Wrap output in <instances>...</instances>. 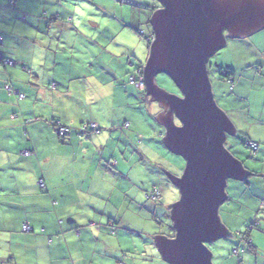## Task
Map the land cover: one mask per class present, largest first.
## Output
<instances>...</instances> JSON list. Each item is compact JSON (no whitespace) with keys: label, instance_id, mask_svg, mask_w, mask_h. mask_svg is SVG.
<instances>
[{"label":"crops","instance_id":"1","mask_svg":"<svg viewBox=\"0 0 264 264\" xmlns=\"http://www.w3.org/2000/svg\"><path fill=\"white\" fill-rule=\"evenodd\" d=\"M11 1L0 0V35L3 38L0 52L16 61L14 66H0V264H110L125 249L119 235L111 233L106 218L96 216L99 203H105V212H115L116 216H120L124 210L121 211L124 197L130 200L128 182L132 180L131 168L136 166V171L144 170L143 164L154 166L161 157L168 163L163 167L156 164L160 166L158 173H165L179 188L167 171L176 177L182 176L177 172L183 156L165 143L166 124L156 118L165 107L160 105L158 98L151 99L152 94L147 93L146 86H130V64L143 70L146 66V63L135 65L130 59V51H115L111 45H90L91 49L82 47L76 51L72 47L67 52L68 61H62L58 56L51 57V63H48L47 55L54 52L52 45H37L33 42L39 37L36 31L46 27L50 30L58 27L57 32L61 31L63 35L68 32L82 33V38L93 41L83 32L98 28L105 22L99 20L97 14H77L75 7L71 6L66 9L69 13L62 16L65 19L71 16L72 23L64 19L55 24L54 15L48 23V13L42 17L32 15L31 18L24 14L26 18H21L24 16V4L29 1L15 0L14 4ZM19 18L25 20L28 26H21ZM18 27L22 33L17 32ZM227 33L228 30L224 29L225 43L221 48L228 46L234 38L239 49L236 60L232 58L224 61V66L236 69L234 88L225 96L218 73L216 79L208 70L209 78L215 101L235 127V134L244 133L246 141L260 143L256 152L251 151L254 157L249 165L236 156L244 169L251 173L242 179H235L239 181L238 185L250 189L251 198L259 202L264 196V25L243 36H228ZM112 35V32L107 33L105 38ZM37 58L41 59V63H35ZM135 58L138 57L135 55ZM19 64H24L23 68ZM24 82L27 85L24 100H18L17 95L9 94L5 89L6 84H11L23 91ZM53 82L56 83V89L50 87ZM28 86L34 92L30 93ZM129 94L137 110L135 122L139 124L146 109L154 117V126L149 133L153 134V143H158V157L148 158L149 163L144 162V151L138 150L137 158L128 155L131 140L123 133L125 127H120L125 122L123 118H128L127 113L120 115L116 108L108 111L105 107L113 96L117 97L119 105L128 107L130 103L124 98ZM149 99L150 103L147 101ZM35 104H43L44 108L39 110ZM157 109L160 111L156 112ZM27 119L34 121L26 123ZM174 120L177 125H181L179 119L175 117ZM90 121L97 122L99 129L91 131L87 139L80 138L75 127ZM56 122L72 127L65 140L55 135L53 128ZM131 125L129 121V128ZM113 131H116L117 136ZM111 139L116 140L115 149L110 145ZM160 143L166 148L163 152ZM108 148L112 150L110 153H106ZM18 150H22L20 154ZM25 150L31 151V155H24ZM153 150L156 153L155 148ZM166 151L180 158L173 156L175 159H172L165 155L168 153ZM119 153L122 158L117 157ZM256 161L261 165L258 166ZM75 163L78 168H75ZM94 164L100 167V176L92 173ZM40 178L45 181L43 189L38 185ZM134 178L135 191H145L155 181L139 174L134 175ZM108 190L110 196L117 193L114 203L110 199L104 200V193ZM245 193L242 191L239 198L235 196V200L240 202ZM135 196H131V202L141 208L144 202L137 199L139 195ZM245 207L247 205L242 203L240 210ZM252 217L247 215L243 226ZM59 219L64 220L62 227ZM26 220L35 230L44 226L46 232L51 234L62 229L64 236L49 242L46 235L36 231L26 234L20 229ZM221 222L229 231L224 236L231 235L233 227L223 217ZM77 229L79 233H76ZM162 236L174 238L172 233H160L153 238L152 248L155 253L158 249L159 257L162 256Z\"/></svg>","mask_w":264,"mask_h":264},{"label":"water","instance_id":"2","mask_svg":"<svg viewBox=\"0 0 264 264\" xmlns=\"http://www.w3.org/2000/svg\"><path fill=\"white\" fill-rule=\"evenodd\" d=\"M160 1L166 7L151 18L156 38L144 81L147 93L148 87L159 88L167 111L156 116L166 124L163 140L186 161L180 177L165 169L181 195L169 204L177 233L171 239L162 236L161 254L171 264H213L206 242L229 233L219 215L228 198V179H242L251 172L226 148L235 127L215 101L207 63L224 45V29L228 36H243L264 25V0ZM159 73L170 75L181 94L160 87ZM167 99L172 101L166 103Z\"/></svg>","mask_w":264,"mask_h":264},{"label":"rangeland","instance_id":"3","mask_svg":"<svg viewBox=\"0 0 264 264\" xmlns=\"http://www.w3.org/2000/svg\"><path fill=\"white\" fill-rule=\"evenodd\" d=\"M27 1H29L30 3L27 2L24 4L25 10L22 11V14H28V18H31L32 15L42 17L48 13V16L46 17L48 23L54 15V23L59 24L57 22H61V20L65 19V16L63 17L62 15L69 13L66 11V9H69L71 6L75 7V9L77 10V14L85 16H95V14H97V18L99 20H105V22L101 26H98V28L84 30L83 33H86V35H88V37H90V39L93 41H88L85 38H82L84 36V34L82 33L78 34L68 32L66 35H63L61 31L57 32L59 30L58 27H54V29L51 30L47 27L37 30L36 34L39 33V37L33 39L34 44H51L54 49H52L54 52L47 55L49 56L48 58L46 57L48 63H51V57L57 58L58 56L61 57L62 61H68L69 55L67 54V52L71 51L72 47H75L74 49L76 51L81 49L82 47L91 49L90 45H92L93 47L97 45H111L112 49H115V51H130L129 55L132 62H134L135 65L140 64L142 66L146 63L148 58L149 39L147 36L154 37L153 40H155L156 38L155 31L150 30V25L147 23V20L151 17V15H153V13H155V11L159 8V5L161 4L157 0ZM21 18H19L20 25L28 26L27 22L23 20L24 18ZM67 20V23H72L71 16H69ZM17 32L22 33L20 27H18ZM110 32H112L113 35L109 36V38H105L107 36V33L110 34ZM142 32H144V34ZM62 36L64 37L62 38ZM236 42L237 40L232 38L230 44L228 45L227 43L228 46L219 48V50L208 59L207 66L208 70L212 74V77L216 76V79H218L216 73H218L224 66L225 60L232 58L234 60L237 59L236 54H238L239 49L236 47ZM135 55L138 58H135ZM36 57L37 56H35V58ZM42 57L43 56H41V59ZM11 59L14 60L13 58ZM41 59L37 58L35 63H41ZM0 66L4 67L3 64H0ZM7 66H9V64H6L5 67ZM23 66L24 64H19L20 68H23ZM130 67H133V65L130 64ZM156 81L160 87L167 89L172 93L175 92L177 94H181L180 88L170 75L166 73H159L156 76ZM221 81L223 82L221 85V90L223 91V95L226 96V93L229 91L230 87L226 81ZM26 88L27 85L24 82L22 91L24 94L26 92ZM28 88L30 93L34 92L30 86H28ZM129 95L130 96L124 98L125 101L130 103L128 107L124 105H119L116 96H113L110 101L106 102L105 107L108 111L114 110V108H116L120 115L127 113L128 118L124 117L123 120L127 121L129 119L130 123H132L131 128H129V126L125 127V131L123 132L124 135L126 134V136H129L131 140L128 155L133 158H137L138 150L144 151L146 155V158H144V162L149 163L148 158L154 159L158 151V143L157 141H154V143L156 144L154 145L153 134L151 135L149 133L152 126H154V119L150 118L151 121H149L150 123L148 124L147 116L144 114L141 120L138 121L139 124L135 122V114L137 110L134 108V100L133 97H131L132 95ZM134 97L136 96L134 95ZM35 106H37L39 110L44 108L43 104H35ZM159 111L160 110L158 109L156 110V112ZM124 124L125 122H123L122 126H120L121 129H123ZM113 133L117 136L116 131H113ZM228 138L229 139L227 140L226 145L228 151L231 152L234 156L241 157L249 165L250 160L253 159L254 155L251 154L250 148L246 146V135L244 133L239 132L237 134L234 133L232 135H228ZM107 139L109 140L110 136H108ZM111 140L112 141H110V145H112V149H115L116 140ZM230 141H232L233 143ZM161 145L162 144L160 143V147L163 152L164 150H166V148ZM154 148L156 153H154ZM21 151L22 150H18V153L20 154ZM111 151L112 150L108 148L106 153H110ZM165 155L171 157L172 159L178 157L170 152L166 153ZM107 157L108 156H106V158ZM117 157L122 158L120 153ZM180 160L181 164L177 172L178 175L183 174L186 165V161L183 157H181ZM76 163L79 164L78 161H76ZM76 163L75 168H78V165ZM83 163L84 161L82 162V165ZM167 163L168 161L164 157H161L158 158V161L155 162L154 166L143 164L142 168L144 170L136 171V166H133L132 168L131 166H129L128 170L130 171L131 168L132 180L128 182V195H130V197L132 196L135 198V195H139V198L137 199L141 201L145 200V205L141 208L135 207L131 202V198L129 200L131 203L129 208L124 209V207H122L121 211L123 209L124 210L122 211L120 216H116L115 212L104 211L103 206H106L105 203H99L100 205L98 208V212H96V216L98 218L105 217L106 220H108L111 217H117V219L120 220V228L118 229V235L120 237V243L124 245L125 251L121 252L118 258L115 257L114 259H112L110 264H162L161 260H163V258L161 256V258L159 257L158 249L156 248L155 253L152 248V236L158 235L160 233H166L168 226H172L173 222L167 214L171 206L169 204L175 203L181 195L179 188L176 187L168 179L165 173H158V167L160 166H157L156 164H161V166L163 167ZM256 163L258 166L261 165V163L258 161H256ZM99 168L100 167L94 164L92 168V173L100 176ZM137 174L145 176L147 180H149V178L155 179L153 183L156 182L159 185L160 189L163 192V195L166 197L164 204L161 203L162 198L158 199L157 201L148 200L147 195L150 189L148 187L145 191H135L134 183L136 179L134 178V175ZM153 183H151V185ZM238 183L239 181H236L235 179H228V184L226 187L228 199L224 203H222L219 208V215L221 216V218L223 217V219L227 221L229 225L233 227L234 230H232V234L229 236H220L213 241L207 242L209 250L212 253L211 261L213 264H239L240 260H242L240 264H264V206L261 205L262 201L257 202L256 199L251 198L250 189L238 185ZM242 191L246 192L245 196L241 199L240 202H238L237 200H235V196L239 198ZM104 195V200L110 199L113 203L116 201L117 193H112L110 196L108 190L104 193ZM124 201L127 202V200ZM253 201L256 203L257 208ZM242 203L247 205V208L245 207L244 210H240V206ZM117 207L119 208L120 205ZM154 207L157 208L156 211L154 210ZM247 215H253V217L255 218H260L259 222L261 224L258 227L256 226V224L254 227L251 228L250 232V237L252 239L253 244L257 247V250L251 251L249 248V243L245 241L243 242V244L246 245V249L241 253V256H238L233 254L232 251L234 248L239 247V245L240 249H242L243 244L239 242V239L235 236V233L246 232L247 230H249L250 222L252 220L249 221L245 226H243L242 224L243 221L246 219ZM171 231L173 232L174 230L171 228ZM126 243H128V246H125ZM163 264H167V262L163 260Z\"/></svg>","mask_w":264,"mask_h":264},{"label":"trees","instance_id":"4","mask_svg":"<svg viewBox=\"0 0 264 264\" xmlns=\"http://www.w3.org/2000/svg\"><path fill=\"white\" fill-rule=\"evenodd\" d=\"M15 3V0H12L11 1V4H14ZM23 18L25 19L26 18V15L25 16H23ZM151 18H152V15H151V17L147 20V23L150 25V30L152 31L153 30V27H152V25H151ZM66 20V22H68V20L67 19H65ZM143 34H144V32H142ZM148 37V39H149V52H148V57H149V53H150V49H151V42H152V40H153V37H150V36H147ZM3 42V38H2V35H0V43H2ZM0 55H1V57H2V61L4 62V60L5 59H9V60H12L11 58H8V57H6L2 52H0ZM228 60V59H227ZM13 62H15L14 60H12ZM0 64H2V63H0ZM4 66H6L5 64H3ZM9 66H10V64H9ZM142 67H132L131 68V71H129V78H128V82H129V84L130 85H134V84H132L131 82H130V77L131 76H135L136 77V79L138 80L139 79V77L141 76V71H142ZM236 72V69L234 68V67H232V66H223L222 68H221V70L218 72V75H219V78L221 79V80H223V81H226L228 84H229V92H232V90H233V88H234V83H235V77H234V73ZM10 86H11V88H10ZM134 86H136V85H134ZM8 87V88H7ZM50 87L51 88H53V89H56V83L55 82H53L51 85H50ZM10 88V89H9ZM5 89H6V91H8V93L9 94H15L16 95V93H15V91H18L19 93H17V99L18 100H22V99H25V98H20V94L21 93H23L21 90H18V89H16V88H14L11 84H6L5 85ZM13 90V91H12ZM147 111L145 112V115L147 116V119H148V124L150 123L149 121H151V119L150 118H152V119H154V117H153V114L151 113H149V111H148V109H146ZM144 113V112H143ZM16 115V114H15ZM143 116V115H142ZM150 116V117H149ZM32 121H34L33 119H27L26 120V123H31ZM92 123H95V124H97V122H92V121H90V122H82L81 124H79L78 126H76L75 127V129H76V131H77V135L80 137V138H85V139H87L88 138V136H89V133L91 132V131H94V130H96V129H99V125L97 124V128H95V129H93L92 127H91V124ZM87 125V126H85V128L83 129V126L84 125ZM129 126V121H125V124L123 125V127H128ZM61 127H67V128H69V130H68V132H67V134H65V135H61L60 133H59V129L61 128ZM71 129H72V127L71 126H67V125H63V124H61L60 122H56L55 123V125H54V128H53V131H54V133H55V135L57 136V137H59L60 139H63V140H65L66 138H67V136L70 134V132H71ZM250 140H247L246 141V146H248L249 147V145H247L248 144V142H249ZM253 141V140H252ZM254 142H256L257 143V141H254ZM259 143V142H258ZM259 145H260V143H259ZM260 147V146H259ZM250 148V147H249ZM250 150L252 151V149L250 148ZM42 180V181H41ZM153 183V182H152ZM38 185L40 186V188L41 189H43L44 187H45V181H44V179L43 178H40L39 180H38ZM149 192H148V195H147V198H148V200H150V201H157L158 199H160V198H162L161 199V203H163L164 204V202H165V199H166V197L163 195V192H162V190L160 189V187H159V185L156 183V182H154L152 185H150L149 186ZM123 198V197H122ZM130 199H131V197H130ZM124 200H127V202L125 201L124 202V209H128L129 208V206L131 205V203H130V201L128 200V197L125 199V197H124ZM260 201H262L261 202V205L262 206H264V196L261 198V200ZM144 202V204H143V206L145 205V200L143 201ZM119 204H120V201H119ZM126 207V208H125ZM111 209L113 210V206L111 207ZM154 210L156 211L157 210V208L156 207H154ZM264 210V209H263ZM167 214H168V216L171 218V220H172V222H173V224H172V226L175 224V220H174V218H173V215H172V207L170 206V208H169V210H168V212H167ZM253 216V215H252ZM252 220V221H251ZM251 220H249V221H251L250 222V226H249V230H247L246 232H237V233H235V236L239 239V242L241 243V244H243V242H247V243H249V248H250V250L251 251H256L257 250V247L253 244V242H252V239H251V235H250V232H251V228L252 227H254L256 224V226H259L261 223L259 222V220H260V218H255V217H252V219ZM59 221V225L61 226L62 224H63V222H64V220L63 219H59L58 220ZM119 221L120 220H118L117 219V217H111V218H109L108 220H107V223H109V225H110V228H111V233H113V234H118V229L120 228L119 226H120V223H119ZM27 225H28V229H26L25 228V226L27 227ZM172 226L170 227V225L168 226V228H167V232L166 233H164V234H168V235H170L172 232H171V228H172ZM62 227V226H61ZM21 231L22 232H24V233H26V234H29V233H35V231L36 232H38V233H40V234H43V235H46V237L49 239V242H52V241H57V240H59V238L61 237V236H64V231L62 230V229H60L58 232H56V233H51V234H48L47 232H46V228L44 227V226H42V227H40L39 228V230H35V228H33L32 227V225L30 224V222L28 221V220H26V221H24L23 223H22V225H21ZM79 233V229H77L76 230V233ZM162 232V231H161ZM155 236H158V235H153L152 236V241H153V238H155ZM151 244H152V242H151ZM237 248V250H238V254H236V255H238V256H241V253L246 249V245L245 244H243V248L242 249H240V245H239V247H236ZM236 248H234V249H236ZM234 249H233V251H234ZM232 251V253L234 254V252ZM121 254V253H120ZM162 257V256H161ZM163 258V257H162ZM164 260V259H163ZM163 260H161L162 262H163ZM242 260H240L239 261V264H240V262H241ZM168 264V263H167Z\"/></svg>","mask_w":264,"mask_h":264},{"label":"built area","instance_id":"5","mask_svg":"<svg viewBox=\"0 0 264 264\" xmlns=\"http://www.w3.org/2000/svg\"><path fill=\"white\" fill-rule=\"evenodd\" d=\"M0 63H2V64H10V65H14V62L12 61V60H9V59H5L4 60V62L2 61V57H1V55H0ZM130 82L132 83V84H134V85H136L137 87H139V88H142L143 86H144V79H143V76L141 75L140 77H139V79L137 80L136 79V77L135 76H131L130 77ZM10 89V88H9ZM24 97V94H20V98H23ZM85 126H87L86 124L83 126V129L85 128ZM91 127L93 128V129H95V128H97V124H95V123H92L91 124ZM68 130H69V128H67V127H61L60 129H59V133L61 134V135H65V134H67V132H68ZM251 146H253L254 148H257L258 147V143H256V142H252L251 143ZM25 154L26 155H29L30 154V152L28 151V150H26L25 151ZM42 181V180H41ZM25 228L26 229H28V225H27V227L25 226ZM234 254L236 255V254H238V250H237V248L236 249H234Z\"/></svg>","mask_w":264,"mask_h":264},{"label":"flooded vegetation","instance_id":"6","mask_svg":"<svg viewBox=\"0 0 264 264\" xmlns=\"http://www.w3.org/2000/svg\"><path fill=\"white\" fill-rule=\"evenodd\" d=\"M158 2H160L161 4L159 5V8H161L162 6H164V7H166L165 6V4L163 3V2H161L160 0H157ZM158 8V9H159ZM157 9V10H158ZM151 25H152V27H153V30H154V26H153V23H152V21H151ZM155 31V30H154ZM155 36H156V33H155ZM154 41V40H153ZM152 41V42H153ZM152 55V52L150 51V54H149V57ZM146 64H147V62H146ZM146 67V66H145ZM144 75H145V73H144ZM157 89H151L150 87H148V90H149V92L152 94V96H155V97H158L159 98V101L161 102L162 101V97H161V95H160V91L158 90L159 88L158 87H156ZM173 93H175V92H173ZM172 100L171 99H167L166 100V103H169V102H171ZM161 105H163L162 103H160ZM173 105V104H172ZM227 145V144H226ZM172 229L174 230L173 232H172V235L175 237V235H176V233H177V231H176V229H175V227H174V225L172 226ZM207 243V242H206ZM168 264H170V263H168Z\"/></svg>","mask_w":264,"mask_h":264},{"label":"clouds","instance_id":"7","mask_svg":"<svg viewBox=\"0 0 264 264\" xmlns=\"http://www.w3.org/2000/svg\"><path fill=\"white\" fill-rule=\"evenodd\" d=\"M154 14V13H153ZM153 16V15H152ZM152 43V42H151ZM16 64V62H14V65ZM13 65V66H14ZM145 70V69H144ZM144 70L142 69V71H141V75L143 76V79H144ZM146 86V84H145V81H144V86L142 87V88H144ZM137 87V86H136ZM8 88V87H7ZM10 88H11V86H10ZM139 88V87H138ZM12 89V88H11ZM13 91V90H12ZM15 93H16V95H17V93H19L18 91H15ZM22 94H24V93H22ZM20 96V95H19ZM23 98H25V94H24V97ZM97 130V129H96ZM227 140H228V138H227ZM252 142H254V141H252V140H250L249 142H248V144L247 145H249V147L254 151V152H256L258 149H259V143H258V147L257 148H254L253 146H251V143ZM26 151V150H25ZM25 151H24V155H26L25 154ZM29 151V150H28ZM30 152V154L29 155H31V151H29ZM23 153V152H22ZM180 198V197H179ZM250 259V258H249Z\"/></svg>","mask_w":264,"mask_h":264}]
</instances>
